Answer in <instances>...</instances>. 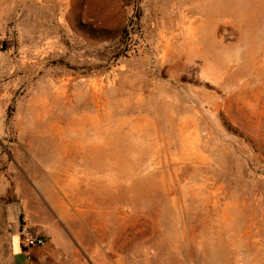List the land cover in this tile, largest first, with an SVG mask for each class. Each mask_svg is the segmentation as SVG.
<instances>
[{
	"label": "rangeland",
	"instance_id": "rangeland-1",
	"mask_svg": "<svg viewBox=\"0 0 264 264\" xmlns=\"http://www.w3.org/2000/svg\"><path fill=\"white\" fill-rule=\"evenodd\" d=\"M0 264H264V0H0Z\"/></svg>",
	"mask_w": 264,
	"mask_h": 264
},
{
	"label": "built area",
	"instance_id": "built-area-1",
	"mask_svg": "<svg viewBox=\"0 0 264 264\" xmlns=\"http://www.w3.org/2000/svg\"><path fill=\"white\" fill-rule=\"evenodd\" d=\"M21 240L25 247L43 246L46 238L41 233H34L28 226H24L21 230Z\"/></svg>",
	"mask_w": 264,
	"mask_h": 264
}]
</instances>
